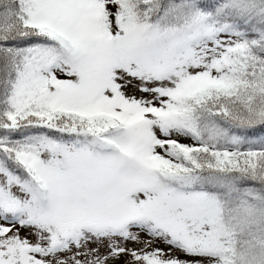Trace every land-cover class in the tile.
Returning <instances> with one entry per match:
<instances>
[{
  "label": "snow or ice",
  "instance_id": "6c2138e0",
  "mask_svg": "<svg viewBox=\"0 0 264 264\" xmlns=\"http://www.w3.org/2000/svg\"><path fill=\"white\" fill-rule=\"evenodd\" d=\"M0 264H264V0H0Z\"/></svg>",
  "mask_w": 264,
  "mask_h": 264
}]
</instances>
